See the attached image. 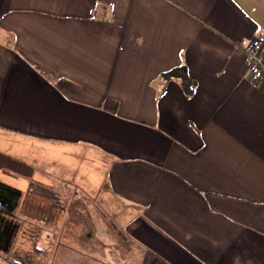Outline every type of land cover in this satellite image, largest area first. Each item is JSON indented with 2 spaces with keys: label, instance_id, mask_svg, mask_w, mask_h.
<instances>
[{
  "label": "crops",
  "instance_id": "1",
  "mask_svg": "<svg viewBox=\"0 0 264 264\" xmlns=\"http://www.w3.org/2000/svg\"><path fill=\"white\" fill-rule=\"evenodd\" d=\"M250 41L264 48V0H0V135L105 164L98 188L119 217L99 225L97 264H264V78L247 67ZM175 68L193 90L164 74ZM8 186L18 227L49 211L35 218L39 263L51 246L52 262L75 264L58 240L93 234L68 228L74 202ZM12 251L0 246V264Z\"/></svg>",
  "mask_w": 264,
  "mask_h": 264
},
{
  "label": "rangeland",
  "instance_id": "2",
  "mask_svg": "<svg viewBox=\"0 0 264 264\" xmlns=\"http://www.w3.org/2000/svg\"><path fill=\"white\" fill-rule=\"evenodd\" d=\"M51 151L41 155V151L31 139L0 135V169L2 166L7 169L5 172L0 170V182L23 190L21 195L24 199L30 198L38 202L53 199L54 193L46 192V189L61 191L63 200L74 202L73 207L69 208L72 219H69L68 228L80 234L91 231L93 235L90 238L82 235V239L79 235L78 240H66L62 237L58 242L71 247L70 252L76 253L73 263L97 264L99 258L94 254V250L98 249L99 225L105 218L115 220L119 217L116 215L115 205L111 204L112 200L105 199L106 194L98 188L99 179H102L105 172V164L94 156L78 160L76 156L66 152L52 156ZM34 210L29 211L31 220L21 222L19 226L18 237L11 248L14 252L10 254L11 259L16 255L19 260L12 264H22L21 259L27 264L39 263L36 252L42 251V248L38 247V240L35 238L40 237L45 228L36 225L35 218L48 216L49 211L45 210L46 212L40 214ZM16 212L12 216L19 221L20 210ZM110 229L112 230L109 228V231ZM45 242L47 238L43 244ZM55 254L56 251L52 252L50 246L49 254L42 260L43 264H64L59 260L57 263L52 262Z\"/></svg>",
  "mask_w": 264,
  "mask_h": 264
},
{
  "label": "flooded vegetation",
  "instance_id": "3",
  "mask_svg": "<svg viewBox=\"0 0 264 264\" xmlns=\"http://www.w3.org/2000/svg\"><path fill=\"white\" fill-rule=\"evenodd\" d=\"M18 193L10 187L0 194V246L3 249H11L13 241L19 231L18 224L9 218L13 206L17 202ZM9 218V219H8Z\"/></svg>",
  "mask_w": 264,
  "mask_h": 264
},
{
  "label": "built area",
  "instance_id": "4",
  "mask_svg": "<svg viewBox=\"0 0 264 264\" xmlns=\"http://www.w3.org/2000/svg\"><path fill=\"white\" fill-rule=\"evenodd\" d=\"M247 67L264 78V48L259 42H248L245 46Z\"/></svg>",
  "mask_w": 264,
  "mask_h": 264
},
{
  "label": "trees",
  "instance_id": "5",
  "mask_svg": "<svg viewBox=\"0 0 264 264\" xmlns=\"http://www.w3.org/2000/svg\"><path fill=\"white\" fill-rule=\"evenodd\" d=\"M165 75H168L170 77H181L182 78V82L184 87L186 88V90L188 92H190L191 90H193L194 88V81L192 80V78L187 74V72L185 70L182 69H170L166 72H164Z\"/></svg>",
  "mask_w": 264,
  "mask_h": 264
},
{
  "label": "water",
  "instance_id": "6",
  "mask_svg": "<svg viewBox=\"0 0 264 264\" xmlns=\"http://www.w3.org/2000/svg\"><path fill=\"white\" fill-rule=\"evenodd\" d=\"M9 186L3 182H0V194H3L6 190V188H8ZM1 217V215H0Z\"/></svg>",
  "mask_w": 264,
  "mask_h": 264
}]
</instances>
